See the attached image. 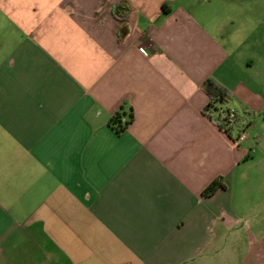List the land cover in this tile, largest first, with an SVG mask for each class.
I'll use <instances>...</instances> for the list:
<instances>
[{
  "label": "crops",
  "instance_id": "crops-1",
  "mask_svg": "<svg viewBox=\"0 0 264 264\" xmlns=\"http://www.w3.org/2000/svg\"><path fill=\"white\" fill-rule=\"evenodd\" d=\"M262 10L0 0V264H262L264 161L205 114L202 88L215 79L246 122L263 115L264 77L241 58ZM121 109L134 122L117 134ZM244 240L238 258L230 243Z\"/></svg>",
  "mask_w": 264,
  "mask_h": 264
},
{
  "label": "rangeland",
  "instance_id": "rangeland-1",
  "mask_svg": "<svg viewBox=\"0 0 264 264\" xmlns=\"http://www.w3.org/2000/svg\"><path fill=\"white\" fill-rule=\"evenodd\" d=\"M262 12L264 13V10H262ZM249 30H248V35L247 37V42L245 44V46L242 48L243 51H241V58H245V57H249L252 58L255 61V68L253 70L252 73H250V77L253 76L254 78H260V85L261 84V78L264 77V62H262L259 58V56L262 54L264 55V15H250V22H249ZM245 37V36H244ZM243 38V37H241ZM240 38V39H241ZM244 76V75H243ZM249 122H250V126L244 131L245 135L247 136V142H244L241 145V148H244L246 150H248L249 152H256V150H254L255 147H258V155L257 158L259 160L264 161V116L262 114L257 115L256 117L254 116H250L248 118ZM234 141L235 144H239L238 143V137L239 135L235 132L234 134ZM261 140L262 145L259 147V144L257 141ZM251 160V159H250ZM252 162L250 163L251 169H253V167L255 168V170L257 169V165H259V163H257L258 161L255 159L254 161L251 160ZM263 163V162H262ZM261 163V164H262ZM255 165V166H254ZM260 224L262 225L263 228L259 229L261 230V235L259 237L260 240H263L264 237V211L260 212ZM254 225V223H253ZM247 230L249 232H251V234L255 235V231L256 229L253 227H248ZM250 238V237H249ZM259 240V241H260ZM240 245L237 247L235 244L232 245V243H230V247H234V253L237 254L238 258H240L241 256H245L247 255V248L250 245L248 244V241L244 240L242 243H239ZM247 245V246H246ZM254 247V245H253ZM259 248V247H257ZM252 249V248H251ZM250 249V250H251ZM254 249V248H253ZM231 252V251H229ZM251 256H253V254H251ZM255 256V254H254ZM253 262L257 263L260 262L259 260H257V258H253ZM263 260H261L260 263L264 264L262 262ZM198 264H243L241 262L240 259H232V258H227V257H222L219 256L216 259L213 260H209V259H204L203 261H201Z\"/></svg>",
  "mask_w": 264,
  "mask_h": 264
},
{
  "label": "trees",
  "instance_id": "trees-1",
  "mask_svg": "<svg viewBox=\"0 0 264 264\" xmlns=\"http://www.w3.org/2000/svg\"><path fill=\"white\" fill-rule=\"evenodd\" d=\"M118 15V14H117ZM203 91L209 97V103L205 108V114L215 122L221 131L226 135L232 137L236 132L240 135L249 126L250 122H246L241 116H236L234 121L230 119L231 110L227 107L232 99L231 93L215 79H209L203 85ZM251 115V114H250ZM264 116V113H263ZM134 111H126L121 109L110 121V126L117 134H122L133 124ZM233 123L234 127H230ZM224 179L222 177L213 181L205 190L203 195L205 197H211L215 195L219 190L224 189Z\"/></svg>",
  "mask_w": 264,
  "mask_h": 264
},
{
  "label": "built area",
  "instance_id": "built-area-1",
  "mask_svg": "<svg viewBox=\"0 0 264 264\" xmlns=\"http://www.w3.org/2000/svg\"><path fill=\"white\" fill-rule=\"evenodd\" d=\"M236 116H237V113H236L235 111H232V110H231V113H230V119H231V121H234V119L236 118ZM230 127H234V124L231 123V124H230ZM246 140H247V136L245 135L244 132H241L240 135H239V137H238V143H239V144H240V143H243V142H245Z\"/></svg>",
  "mask_w": 264,
  "mask_h": 264
}]
</instances>
